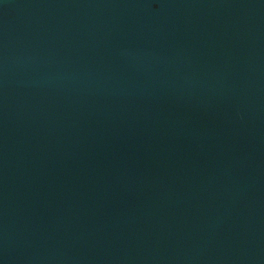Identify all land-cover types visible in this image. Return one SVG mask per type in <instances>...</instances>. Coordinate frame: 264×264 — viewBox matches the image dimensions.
Listing matches in <instances>:
<instances>
[{"label": "water", "instance_id": "1", "mask_svg": "<svg viewBox=\"0 0 264 264\" xmlns=\"http://www.w3.org/2000/svg\"><path fill=\"white\" fill-rule=\"evenodd\" d=\"M0 264H264V0H0Z\"/></svg>", "mask_w": 264, "mask_h": 264}]
</instances>
